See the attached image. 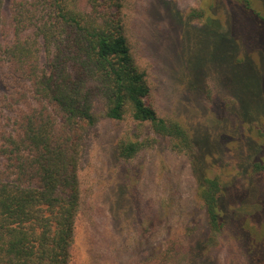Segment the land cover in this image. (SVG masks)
Segmentation results:
<instances>
[{"label": "rangeland", "instance_id": "obj_1", "mask_svg": "<svg viewBox=\"0 0 264 264\" xmlns=\"http://www.w3.org/2000/svg\"><path fill=\"white\" fill-rule=\"evenodd\" d=\"M122 15L154 107L191 133L197 153L147 124L103 117L85 139L72 264H143L169 239L201 246L194 158L225 188L226 226L200 263L264 264V172L253 165L264 162V0H124ZM123 141L144 147L125 159Z\"/></svg>", "mask_w": 264, "mask_h": 264}, {"label": "trees", "instance_id": "obj_2", "mask_svg": "<svg viewBox=\"0 0 264 264\" xmlns=\"http://www.w3.org/2000/svg\"><path fill=\"white\" fill-rule=\"evenodd\" d=\"M123 1L0 0V264H72L85 139L103 117L147 124L175 149L197 153L191 133L152 103ZM143 147L123 141L119 154L131 159ZM200 162L194 158L206 240L192 248L169 239L143 264H202L200 253L217 245L225 188ZM253 165L264 172L261 158Z\"/></svg>", "mask_w": 264, "mask_h": 264}]
</instances>
